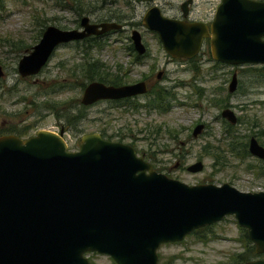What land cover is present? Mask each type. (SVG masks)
I'll list each match as a JSON object with an SVG mask.
<instances>
[{"label": "water", "instance_id": "water-1", "mask_svg": "<svg viewBox=\"0 0 264 264\" xmlns=\"http://www.w3.org/2000/svg\"><path fill=\"white\" fill-rule=\"evenodd\" d=\"M191 2L181 3L182 17ZM140 24L177 62L196 57L208 40L214 62L264 67V1L220 0L209 25L167 18L152 5ZM121 29L115 22L90 23L86 16L75 29L46 26L18 59L16 74L33 77L58 46ZM129 40L135 54L143 55L139 33L132 30ZM235 88L232 73L227 92ZM146 91L143 81L121 86L92 81L82 89L79 104L131 99ZM219 117L236 124L229 108ZM203 130V124H196L191 138ZM62 133L0 136V264H90L87 253L106 256L114 264H158L161 245L178 243L229 216L245 231L254 254L264 255V191L240 192L227 183L188 186L157 173L128 145L89 133L80 136L76 151H69ZM247 153L264 160V147L254 137L248 138ZM202 169L200 161L185 167L191 174Z\"/></svg>", "mask_w": 264, "mask_h": 264}, {"label": "rangeland", "instance_id": "rangeland-1", "mask_svg": "<svg viewBox=\"0 0 264 264\" xmlns=\"http://www.w3.org/2000/svg\"><path fill=\"white\" fill-rule=\"evenodd\" d=\"M82 9L77 13L60 8L62 2ZM0 0V131L33 125L27 136L38 130L58 133L69 151H76L80 136L96 133L111 142L130 146L137 157L148 162L157 173L188 186L227 183L240 192L264 191V163L247 155L243 159L226 153L223 123L219 113L229 108L238 122L233 135L248 141L254 137L264 147V72L260 65L229 66L214 62L208 43L192 63L175 62L162 50L157 37L145 30L140 19L152 5L167 18L180 16L178 5L183 0ZM220 0H192L189 17L201 22L212 20ZM264 1V0H254ZM56 2L58 4H56ZM86 16L90 23L115 22L122 29L107 33L95 42L69 43L58 46L47 64L35 76L19 78L18 59L37 43L46 26L68 30L78 27V19ZM139 33L146 56L134 64L130 48V32ZM38 34V37H37ZM25 45L15 52L14 44ZM83 50L104 65L105 70L120 76L125 84L148 79L152 89L163 88L174 96L170 109L151 110L147 96L131 99L128 106L95 103L80 108L82 90L69 79L70 70L83 58ZM119 67V69H117ZM159 73V78L156 75ZM236 75V88L227 92L231 74ZM69 79V80H68ZM67 83V84H66ZM51 94L50 88L64 85ZM124 84V85H125ZM151 89V90H152ZM48 100L54 109L46 110ZM136 104V110L132 105ZM75 117V118H73ZM197 123L204 130L192 139L190 132ZM231 131V130H230ZM261 132V134H259ZM220 152L219 163L212 157ZM214 152L213 154H211ZM217 155V154H216ZM200 161L201 172L191 174L185 167ZM232 217H225L211 227L216 239L202 243L189 234L178 243L161 245L157 250L158 264H231L230 257L241 253V232ZM90 264H114L108 257L87 253ZM254 259L264 260V255Z\"/></svg>", "mask_w": 264, "mask_h": 264}, {"label": "trees", "instance_id": "trees-1", "mask_svg": "<svg viewBox=\"0 0 264 264\" xmlns=\"http://www.w3.org/2000/svg\"><path fill=\"white\" fill-rule=\"evenodd\" d=\"M72 2L75 3V6L77 9H75V7L72 6V3L69 7L64 2H62L61 5H58V6L60 8L66 9V10L67 9L71 10L72 12L77 13V15L79 16V12H77V11L81 10L82 6L81 7L79 6L78 1H72ZM56 4H58V3L56 2ZM37 37H38V34H37ZM97 38L98 37H90V38L84 39V40L79 41V42H74V43L75 44H79V43L85 44V43L95 42ZM205 43H207V42H205ZM13 47L15 48L14 49L15 52H23L26 48L25 45L22 44L21 42L14 44ZM129 50L131 51V53L133 55L134 64L138 63L139 62L138 58L135 57L132 49L129 48ZM193 60L194 59H191L189 61L192 63ZM117 69H119V67ZM260 71L264 72V67L261 68ZM69 77H70L69 79L70 80L72 79L73 82L75 83V85L81 90L84 88V86L87 83L92 82V81H96V82L102 83L104 85H110V86H121V85L125 84L120 76H118L117 74L108 73L105 70V67L103 64H101L98 60L91 58L90 55H88V52H86L84 50H83L82 61L79 64L75 65L74 68H72L70 70ZM66 84L58 85L57 88H50L49 92L51 94L60 92L61 89L64 88V86ZM65 88H68V87L65 86ZM148 93L151 94V99H152L151 110L154 108V110H156L158 112L165 113L170 109V107H171L170 102L174 101V96L169 91L163 90L162 88H158L155 90L152 89V90L148 91ZM125 101L127 102V100H125ZM43 104H44V108L46 110L55 108V106H52L48 100L44 101ZM125 104L128 106V103H125ZM137 107L138 106L136 104L132 105V108L134 110H136ZM80 108L83 109V106L80 105ZM73 118H75V117H73ZM237 122H238V119H236V123ZM222 123H223L222 130L224 131L225 134H227V137H225L226 153L231 155L233 158L243 159L245 156L248 155L246 140L242 141V140H240L239 136L233 135L234 130H232L231 125L224 123V122H222ZM32 128H33V125L24 126L23 128H21L19 130L16 129L15 127H13V128H10L9 131H5V132L0 131V136H2V135H14V136L19 137V138H24V137H27L29 131H31ZM259 134H261V132ZM105 140L109 141L108 138ZM214 152H216L217 155L215 154L211 157H212L213 161H215V163H219L218 155L220 152H217L216 150H214ZM214 152H212L211 154H213ZM261 162L264 163V160ZM213 226H214V224L200 228V229H197V230L193 231L191 233V235L195 236V239L199 240L202 243H206L210 240H214V239H216V236L211 231V227H213ZM240 232H241L240 240H241V243L243 246L242 251H241V253H235L230 257L231 264H243L247 261L254 260V258L257 257V255L254 254L253 247H252L251 243L246 238L245 231L243 229H240ZM158 261L159 260L157 259V263H158ZM161 264H167V263H161Z\"/></svg>", "mask_w": 264, "mask_h": 264}, {"label": "flooded vegetation", "instance_id": "flooded-vegetation-1", "mask_svg": "<svg viewBox=\"0 0 264 264\" xmlns=\"http://www.w3.org/2000/svg\"><path fill=\"white\" fill-rule=\"evenodd\" d=\"M153 0H151V2H152ZM184 1H186V0H183L182 2H184ZM134 2L135 3H138V2H136V0H134ZM181 2V3H182ZM181 3H180V5H181ZM180 5H178V10H179V12H180V16L177 18V20H181V21H186V22H201L200 20H193V19H190V17H189V14H190V9H191V5H192V2L189 4V5H187V8H186V13H187V16L186 17H182V15H181V11H180ZM211 21H209V22H202V23H204L205 25H209V23H210ZM101 23V22H100ZM78 28V27H77ZM111 32H115V31H111ZM108 33H110V32H108ZM107 34V33H106ZM105 35V34H104ZM103 36V35H102ZM205 42H207L208 43V40H203L202 41V44L203 43H205ZM130 49H132V46L130 45ZM132 51H133V49H132ZM133 54L135 55V57H137L138 58V61L142 58V57H145L146 56V50H145V52H144V54L143 55H141V56H138V55H136L135 54V52L133 51ZM175 61V60H174ZM176 63H177V61H175ZM160 76V75H159ZM27 78H29V77H27ZM159 78V77H158ZM157 78V76H156V79H158ZM23 79H25V78H23ZM144 79V84L146 85V87H147V91H146V94H145V96H147V98L149 99V103L151 104V102H152V99H151V94L150 93H148V91H150L152 88H150L149 86H148V79H146V77L145 78H143ZM141 81V80H140ZM160 88V87H159ZM163 89V88H162ZM164 90V89H163ZM137 97H140V96H137ZM133 98H136V97H133ZM133 98H131V99H133ZM131 99H121V100H115V101H111V100H103V101H97L96 103H107V104H110V105H113V106H122V105H124L125 103H128ZM125 100H127V102L125 101ZM95 104V103H94ZM153 111V110H152ZM198 124V123H197ZM196 125V124H195ZM194 125V126H195ZM193 126V127H194ZM232 126V125H231ZM62 130V129H61ZM255 260V259H254Z\"/></svg>", "mask_w": 264, "mask_h": 264}]
</instances>
